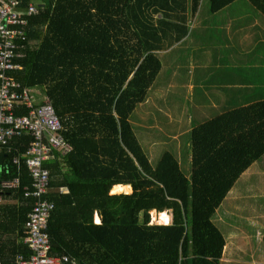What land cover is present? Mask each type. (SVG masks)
Listing matches in <instances>:
<instances>
[{"label":"trees","instance_id":"1","mask_svg":"<svg viewBox=\"0 0 264 264\" xmlns=\"http://www.w3.org/2000/svg\"><path fill=\"white\" fill-rule=\"evenodd\" d=\"M17 1L20 8L35 4L38 12L28 18L27 39L14 60L20 69L10 76L50 102L79 172L62 177L56 163L45 166L48 190H68L44 195L54 203L46 226L49 254L76 264H219L225 240L211 218L239 176L264 155V100L190 130L188 177L169 151L151 166L129 122L161 68L157 52L186 34L187 14H195L200 0ZM207 1L217 12L235 0ZM247 1L264 15V0ZM31 142L25 134L13 145L19 166L0 153V184L19 178L18 188H0V196L19 203L0 204V264L31 255L22 242L31 207L23 197L31 177L22 154ZM116 184L130 185L131 192L109 194ZM152 210H169V223L150 224ZM8 233L14 239L2 241Z\"/></svg>","mask_w":264,"mask_h":264},{"label":"crops","instance_id":"2","mask_svg":"<svg viewBox=\"0 0 264 264\" xmlns=\"http://www.w3.org/2000/svg\"><path fill=\"white\" fill-rule=\"evenodd\" d=\"M201 9L202 6H200L199 3L194 15L187 14V21L185 23L187 32L180 40H171V43H169L170 40H167L166 47L157 52L158 58L160 55H164L165 59L161 60V58H159L161 68L157 76L149 87L145 99L136 105L129 116V122L133 133L143 152L146 154L151 166H153V164L148 152H150L151 149V152L154 153L155 145L150 147L148 142L147 147L149 151L147 152L145 147L141 144V139H139L134 127V122H138V117L146 120L145 128L140 131V134L142 139H148V141L152 140L149 134L150 132L148 131L155 127L161 128L160 123L164 122L166 127L171 129L170 136H172V141L167 144L168 148H166L165 151H169L173 154L178 161L179 167L181 164L180 160L188 162L189 166V133L195 125L211 119L227 110L264 100V15L250 5L247 0H235L217 12H212L210 10L209 14L204 16L205 21L197 23L196 18L200 17ZM254 9L257 12H254ZM247 13L256 14L253 18L251 17V19L245 20L242 17ZM260 33H262V36H260ZM214 40H223L225 45L220 46L219 43ZM233 40L235 42L234 49L231 48V42H233ZM204 45H208V48H205ZM207 50L214 55L210 57L205 56L202 60L203 67H208L209 70L206 68H195L193 60L196 61L199 53L206 52ZM175 52L178 54H174ZM187 53L190 54V57L187 56ZM222 53L225 54V59L222 55H217ZM194 56L196 57L194 58ZM154 86L157 88L164 87L167 97H159V99H157L158 95L151 93V89ZM20 90H24L30 95L34 106H39L47 101V98L40 93L39 89H28L20 85ZM149 94H151L150 97ZM154 98L158 101V105L156 103L152 105ZM148 105H152L153 108L160 111L159 113L163 114L162 120H159L157 116L151 118V113L147 110ZM137 107H139L136 114L138 117L136 121H133L132 116ZM25 111L27 113L26 104L19 103L15 106L16 115L26 114ZM25 134L31 135L29 132H22L20 135L12 137L6 145L0 144V153L4 151L5 153L11 154V163L17 166H19L21 156L19 153L12 154V147L16 144L18 138ZM186 134L188 136V142L183 143L182 147L180 136ZM22 158L25 159V152L22 154ZM159 158L160 155L158 160ZM158 160L155 161V163H157ZM51 163L57 164L62 177H76L79 175L77 168L67 153L64 154L61 151L50 152L44 161V167ZM45 168L49 170L48 167ZM189 173L190 169L184 174L188 177ZM242 174L239 176L238 181L242 177ZM59 176L58 173L57 180ZM14 179L18 180V185L12 189H16L19 186V178L15 177ZM51 179L52 177H50V181ZM243 184H245V188L249 190L254 189L255 186L247 182ZM51 188V191H47L48 193L57 192L59 194H66L68 192L67 188L63 185L58 188ZM232 191L233 187L228 191L211 218L213 224L219 229L223 237L224 234L220 227L222 223H226L231 230L235 227L233 226L235 224H231L233 219H240V221L246 220V215H253L256 212V206L250 200V196L236 200L235 197L233 198L231 196ZM130 192L131 187L128 184L113 185L108 191L109 194H129ZM251 194L253 195V191H251ZM48 201L54 205L52 201ZM2 203L7 205L19 204L16 200L12 199L10 195L9 197L0 196V204ZM237 204H241L244 207V214ZM150 213H156L157 216L160 213L166 215L165 223L160 224L155 221L160 225L169 223L168 216L169 221L171 219L170 211L169 213H167V211L157 213L152 210ZM92 222L96 225L100 223V217L97 212L93 213ZM155 222L149 221L150 224ZM25 226L26 224L24 227ZM248 235L249 234L242 232L240 235L234 236H238L237 240L242 242L243 238L248 239ZM7 239L13 240L14 233L3 234L2 241ZM24 239L22 242L26 244ZM262 242V257L260 263L264 264V231L261 232V243ZM67 244L70 249L75 252H83L82 248L77 243L68 242ZM235 247L233 246L231 252L241 260V253L238 254V252L242 251L238 247ZM225 252L226 242L220 260L238 261L235 258H223ZM254 253L255 250L252 247L249 253L251 257L247 256L246 259L243 258L245 264H255L257 262V260H254ZM69 258L74 259L73 257ZM66 263L76 264V260L74 259L73 263Z\"/></svg>","mask_w":264,"mask_h":264},{"label":"built area","instance_id":"3","mask_svg":"<svg viewBox=\"0 0 264 264\" xmlns=\"http://www.w3.org/2000/svg\"><path fill=\"white\" fill-rule=\"evenodd\" d=\"M35 4L20 8L17 0H0V144L22 132H29L32 142L25 151V164L31 177L30 188H23V197L32 199L27 214L28 235L24 239L31 255L15 257V264H61L74 262L66 255H50V242L46 232L47 220L54 205L44 198L50 184V175L44 161L52 151L68 153L69 144L61 136V124L50 102L34 106L30 95L20 90V84L10 73L20 69L14 60L20 56L21 43L27 39L25 27L28 18L37 14ZM26 104L27 113L15 114V106ZM18 180L5 181L1 189H12Z\"/></svg>","mask_w":264,"mask_h":264},{"label":"rangeland","instance_id":"4","mask_svg":"<svg viewBox=\"0 0 264 264\" xmlns=\"http://www.w3.org/2000/svg\"><path fill=\"white\" fill-rule=\"evenodd\" d=\"M200 6H202L201 9V13H200V17L196 18L197 23H202L203 21H205L204 16L209 14L210 12V8H209V3L207 0H201L200 1ZM254 12H257L255 9L253 10ZM198 14V13H197ZM256 13H247L245 14L242 18L245 20H249L251 19V17L253 18L254 15ZM195 21V20H194ZM260 36H262V33H260ZM216 42L219 43L220 46H224V41L223 40H214ZM234 45L235 42L233 40V42H231V48L234 49ZM205 48H208V45H204ZM260 47V46H259ZM174 54H178V53H174ZM217 55H222L223 58L225 59V54H217ZM187 56L190 57V54L187 53ZM210 57V56H214L213 54H211V52L209 50H207L206 52L203 53H199V56L197 58V60H193V64L195 66V68H206L209 70L208 67H203L202 63H203V58L204 57ZM196 56H194L195 58ZM159 58H161V60L165 59L164 55H160ZM151 93L152 94H156L158 95V98H166V93H165V89L164 87L161 88H157L156 86L152 87L151 89ZM151 94H149L150 97ZM154 103H156L158 105V101L154 98V102L152 105H154ZM152 105H148L147 106V110L150 111L151 113V118L154 117H158L159 120H162V113H159L160 111H158L157 109L153 108ZM138 108L134 111V114L132 116V120L136 121L137 119V111ZM146 124V120L144 118H139L138 117V122H134V127L135 130L138 134L139 139H141V144L145 147V150L148 152V147H147V143L149 142L150 147H153L155 145V152L152 153L151 149L150 152H148V155L150 156L151 160H152V164L153 166L156 164L155 161L158 160L159 155L161 156L166 148H168V145L172 139L170 136V132L171 129H168L165 125L164 122L160 123L161 128H151L148 132H150V137L152 138V140L148 139H142L141 138V134L140 131L144 130V126ZM173 126V125H171ZM188 142V136L183 135L180 136V143L183 147V143ZM162 148V149H161ZM162 151V153H161ZM161 153V154H160ZM180 167L182 169L183 173H186L189 171L190 169V165L188 166V162H183L182 160H180ZM244 182L247 183H252L254 184V189L249 190L247 188H245V184H243ZM233 191L231 192V196L236 200H240L241 198H246V196H250V200L255 204L256 206V212L253 215H246V220H241L240 219H233L232 221V225L236 227L232 228L230 230L229 226L226 223H222L220 225V227L222 228V232L224 234V239L226 242V252L225 254H223V258H235L238 261H229V260H223L221 261L219 259V264H245L244 259L250 256V251L252 249V247L255 250V253L253 254L254 260H257V262L259 263H255V264H261V257H262V246H263V242L261 243V232L264 231V155L261 156V158L255 162H253L242 174V177L240 178V180L238 181V179L236 180V182L233 184ZM251 191H253V195L251 194ZM230 200V199H229ZM228 205V203H227ZM237 206L239 207V209L242 210L243 214H244V207L241 204H237ZM228 208V207H227ZM167 213H169V210H166ZM151 213H150V221L153 222V220H151ZM229 220V219H228ZM155 221V220H154ZM229 222V221H228ZM155 224V223H153ZM158 224V223H156ZM242 232L249 234L248 235V239L247 238H243L242 242H240L239 240H237L238 236L235 237L234 235H240ZM235 237V238H234ZM233 246L235 248H239L242 252H238V254L241 253V257L242 259L239 260L240 258H238V256H236L234 253L231 252ZM222 255V253H221ZM221 258V257H220ZM244 258V259H243Z\"/></svg>","mask_w":264,"mask_h":264},{"label":"bare ground","instance_id":"5","mask_svg":"<svg viewBox=\"0 0 264 264\" xmlns=\"http://www.w3.org/2000/svg\"><path fill=\"white\" fill-rule=\"evenodd\" d=\"M151 217H152V219L151 220H153V222H158V223H165V221H166V215L164 214V213H160L158 216L156 215V213H152L151 214ZM155 220V221H154ZM155 222V223H156Z\"/></svg>","mask_w":264,"mask_h":264}]
</instances>
